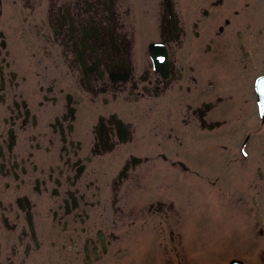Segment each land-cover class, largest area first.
Returning a JSON list of instances; mask_svg holds the SVG:
<instances>
[{
  "label": "flooded vegetation",
  "instance_id": "flooded-vegetation-1",
  "mask_svg": "<svg viewBox=\"0 0 264 264\" xmlns=\"http://www.w3.org/2000/svg\"><path fill=\"white\" fill-rule=\"evenodd\" d=\"M205 190L264 263V0H0V264H189Z\"/></svg>",
  "mask_w": 264,
  "mask_h": 264
},
{
  "label": "rangeland",
  "instance_id": "rangeland-1",
  "mask_svg": "<svg viewBox=\"0 0 264 264\" xmlns=\"http://www.w3.org/2000/svg\"><path fill=\"white\" fill-rule=\"evenodd\" d=\"M204 192V205L207 212L204 213L205 219L196 228V234L199 232V235L202 236V243L200 244V249L195 248L189 252V257L191 258L189 264H229L233 255L239 252L237 251L238 248L237 250L235 249L236 246L238 247L242 243H240L238 232H232L233 230L228 225L229 216L226 212L228 208L227 197L220 194L212 196V194H207L206 190ZM223 193L227 194V190ZM214 210H219V218L216 214L211 213ZM241 217L243 216L236 217L237 221L241 222L240 229L243 226V218ZM255 219L258 218L255 217ZM254 234L258 237V234ZM255 241L257 242L255 249L258 252L264 248V241L263 239ZM240 253L243 255L244 251H240ZM254 254V251H252V257L248 259L247 264H264L256 262V258H253Z\"/></svg>",
  "mask_w": 264,
  "mask_h": 264
},
{
  "label": "water",
  "instance_id": "water-1",
  "mask_svg": "<svg viewBox=\"0 0 264 264\" xmlns=\"http://www.w3.org/2000/svg\"><path fill=\"white\" fill-rule=\"evenodd\" d=\"M231 264H241V263H239L238 261H234Z\"/></svg>",
  "mask_w": 264,
  "mask_h": 264
}]
</instances>
